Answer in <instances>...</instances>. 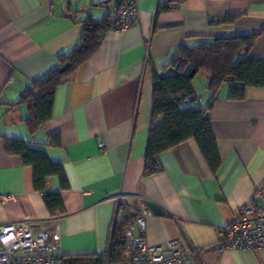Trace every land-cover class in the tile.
Listing matches in <instances>:
<instances>
[{
	"label": "crops",
	"instance_id": "0c3cea01",
	"mask_svg": "<svg viewBox=\"0 0 264 264\" xmlns=\"http://www.w3.org/2000/svg\"><path fill=\"white\" fill-rule=\"evenodd\" d=\"M159 4L169 8L154 17ZM137 8V23L108 30L98 50L57 86L50 118L30 133L21 94L74 45L85 18L114 13L115 2L0 0V224L57 230L60 254L97 253L106 249L114 197L123 195L134 227L139 197L150 212L148 242L176 240L202 264H264V249L219 246L221 228L240 206L260 203L254 192L264 182V87H246L240 100L227 98L229 81L216 92L209 110L220 159L215 172L187 139L162 151L159 168L144 173L152 70L174 74L163 65L178 45L211 37L259 33L247 55L264 58V0H137ZM228 15L235 17L224 21ZM207 83V73L197 71L192 88L198 97L188 105L207 103ZM4 138L23 139L62 164L66 188L57 176L46 178V189L60 193L55 211L34 189L32 167L5 150Z\"/></svg>",
	"mask_w": 264,
	"mask_h": 264
},
{
	"label": "trees",
	"instance_id": "16d2710c",
	"mask_svg": "<svg viewBox=\"0 0 264 264\" xmlns=\"http://www.w3.org/2000/svg\"><path fill=\"white\" fill-rule=\"evenodd\" d=\"M117 8L115 4L114 13H108L101 19L85 18L74 45L68 51L58 53L56 66L44 76L32 80L21 94L19 102L27 105L26 123L30 133L36 132L50 118L57 86L66 81L78 66L98 50L108 30L115 29V22L118 20ZM168 8V4H159L154 17ZM234 17L228 15L224 21H230ZM262 31L264 28L260 32ZM258 34L205 38L192 46L181 43L170 60L163 65V68H174V74L159 76L156 70H152L151 118L144 152L145 174L159 168L158 157L162 151L187 139L196 142L212 172L218 169L220 159L209 110L223 82H231L227 98L237 100L245 97L248 86L264 87V58L247 55ZM242 52L245 53L244 57H241ZM199 70L207 73V88L210 91L208 101L203 107L188 105L197 99L193 96L195 92L192 79ZM185 95L190 97L187 101H182ZM158 118H161L159 122ZM54 138L51 140L54 141ZM3 143L8 153L32 167L34 189L42 194L46 207L51 212L55 211L61 205L60 193L46 189V178L55 175L59 178L60 187L66 188L68 184L62 164L51 160L43 150L28 147L23 139L4 138ZM155 164L156 168L153 167ZM124 209L123 203L117 205L104 251L62 254V264H104L107 255L109 263H115L124 248L123 229L131 219L125 216ZM118 215L122 217L120 226L116 225Z\"/></svg>",
	"mask_w": 264,
	"mask_h": 264
},
{
	"label": "built area",
	"instance_id": "2783aa9c",
	"mask_svg": "<svg viewBox=\"0 0 264 264\" xmlns=\"http://www.w3.org/2000/svg\"><path fill=\"white\" fill-rule=\"evenodd\" d=\"M113 1L118 6L115 29L124 30L138 22L137 0ZM193 96L198 97L196 93ZM189 97L183 96L182 101ZM254 196L260 203L252 200L240 206L234 219L221 228L220 249H264V182L256 187ZM122 198L123 195L114 197L117 205L122 203ZM134 207L135 227L126 223L123 251L115 263H109L107 255L104 264H202L194 251L182 248L176 240L168 241L165 246L148 242L145 230L150 212L139 197ZM121 223L122 217L116 216V225ZM59 246L57 230H36L24 221L0 224V264H62Z\"/></svg>",
	"mask_w": 264,
	"mask_h": 264
},
{
	"label": "rangeland",
	"instance_id": "374dc122",
	"mask_svg": "<svg viewBox=\"0 0 264 264\" xmlns=\"http://www.w3.org/2000/svg\"><path fill=\"white\" fill-rule=\"evenodd\" d=\"M201 73V72H200ZM196 79H199V78H196ZM133 216V215H132Z\"/></svg>",
	"mask_w": 264,
	"mask_h": 264
}]
</instances>
